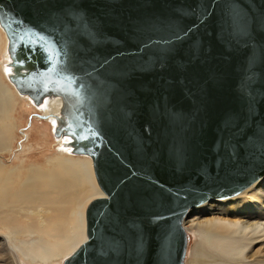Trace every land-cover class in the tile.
Segmentation results:
<instances>
[{
    "label": "water",
    "instance_id": "water-1",
    "mask_svg": "<svg viewBox=\"0 0 264 264\" xmlns=\"http://www.w3.org/2000/svg\"><path fill=\"white\" fill-rule=\"evenodd\" d=\"M0 26L106 196L65 264H186L190 210L264 176V0H0Z\"/></svg>",
    "mask_w": 264,
    "mask_h": 264
},
{
    "label": "bare ground",
    "instance_id": "bare-ground-1",
    "mask_svg": "<svg viewBox=\"0 0 264 264\" xmlns=\"http://www.w3.org/2000/svg\"><path fill=\"white\" fill-rule=\"evenodd\" d=\"M5 40L0 30V154L13 152L22 99L28 109L34 105L44 113L40 117L51 122L56 144L51 142V149L41 150L43 154L49 151L42 160L33 161L27 152L44 148L42 140L48 137L37 130L40 138L33 132L27 135L26 157L20 158L19 164L8 167L0 160V227L7 231L0 237V251L3 255L7 243L13 242L20 257L31 264H62L87 240V207L106 196L91 157L72 153L69 137L55 136L62 119L61 101L47 99L36 105L10 81L8 37L4 51ZM53 146L60 153L53 154ZM263 185L264 176L236 196L211 200L190 210L199 221L190 227L187 220L184 222L189 242L195 238L186 264H264V252L254 250L264 242ZM232 198L234 205L227 206L226 200Z\"/></svg>",
    "mask_w": 264,
    "mask_h": 264
},
{
    "label": "rangeland",
    "instance_id": "rangeland-1",
    "mask_svg": "<svg viewBox=\"0 0 264 264\" xmlns=\"http://www.w3.org/2000/svg\"><path fill=\"white\" fill-rule=\"evenodd\" d=\"M0 30H2L4 32V34L6 36V40H7L6 32L2 28H0ZM6 40H5V45H4V51H5V48H6ZM7 42H8V40H7ZM4 51L2 52V55L4 54ZM0 67H1V65H0ZM21 102H22V105L19 108L20 111L18 110V114H17L18 122H17V129L15 130L16 139L14 140L13 145H12V151L13 152L11 154H9V153H5L3 155L0 154V160L5 165H7L8 167L13 166L15 164H19L20 158L26 157V152L23 153V149H24V144L27 141V135L28 134L32 135V132H33L34 134H37L36 136L38 138H40L39 133H35V131L43 130L45 132V134L46 133L48 134V137H49L48 138L46 136V139L44 138V140H42L44 148L42 147L40 149L39 148L35 149V151L33 150V151H30V152H27V154H29V157L33 161L42 160L43 156H45V154H47V152H49V151H47V152H45L43 154V152L41 150H46L48 147H49V149H51L50 143L51 142L53 144L55 143V141L53 139L55 137H54V134H53V126H52L51 122L48 123L46 118L40 117L41 115H44V113L42 111H39L38 109H36V107L34 105H32L31 109H28L27 106L25 105L26 101H24L23 99H22ZM26 114H27V116H26ZM24 134L26 135L25 138L23 137ZM51 151H52L53 154L60 153V152H58L56 150V148H54V146H53ZM36 152H37V154H36ZM214 200H217V199H214ZM232 200H233V198L229 199V200H226V201H228L227 206L234 205V201H232ZM212 202H214V201H212ZM215 202H220V201H215ZM219 204H220V206L222 205L221 203H219ZM261 207H262V211H264V204H261ZM252 212H253V210H252ZM190 213H191V211H190ZM190 213H189V215H188V217L186 219L188 227L192 226V224H194V226H195L197 224V221H199V220H196V218H198L197 216L194 217V215H190ZM263 223H264V220H263ZM5 233H7V231L5 229H3L2 227H0V237L2 235H4ZM192 239L193 240H191L189 242V244H188L187 254H188V250L190 249V247L191 246L193 247L194 244H195V240H194L195 238H192ZM254 250L255 251H259L260 250V251L264 252V242L261 245H258ZM72 256L73 255L67 257L66 259L63 260V262L61 261L62 264H64V262L66 260H68V258H70ZM186 261H187V257H186ZM0 264H31V263L23 260L22 257H20V255L18 253V250L15 248V244L13 242H8L7 246H6V252L2 255V253L0 251ZM59 264H61V263H59Z\"/></svg>",
    "mask_w": 264,
    "mask_h": 264
},
{
    "label": "snow or ice",
    "instance_id": "snow-or-ice-1",
    "mask_svg": "<svg viewBox=\"0 0 264 264\" xmlns=\"http://www.w3.org/2000/svg\"><path fill=\"white\" fill-rule=\"evenodd\" d=\"M54 42V41H53ZM41 54H43V53H41ZM30 55H31V53H30ZM66 55V54H65ZM18 63H22V62H18ZM6 71H7V69H6Z\"/></svg>",
    "mask_w": 264,
    "mask_h": 264
}]
</instances>
